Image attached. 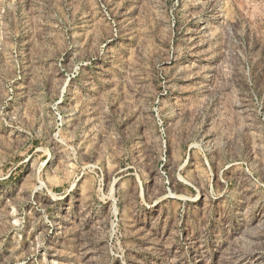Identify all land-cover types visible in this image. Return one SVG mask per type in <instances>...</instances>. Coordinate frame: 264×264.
<instances>
[{
  "label": "rangeland",
  "instance_id": "374dc122",
  "mask_svg": "<svg viewBox=\"0 0 264 264\" xmlns=\"http://www.w3.org/2000/svg\"><path fill=\"white\" fill-rule=\"evenodd\" d=\"M0 264H264V0H0Z\"/></svg>",
  "mask_w": 264,
  "mask_h": 264
}]
</instances>
